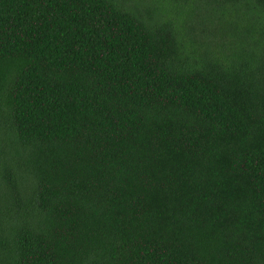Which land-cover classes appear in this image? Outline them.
<instances>
[{
	"label": "trees",
	"instance_id": "16d2710c",
	"mask_svg": "<svg viewBox=\"0 0 264 264\" xmlns=\"http://www.w3.org/2000/svg\"><path fill=\"white\" fill-rule=\"evenodd\" d=\"M0 264H264V0H0Z\"/></svg>",
	"mask_w": 264,
	"mask_h": 264
}]
</instances>
